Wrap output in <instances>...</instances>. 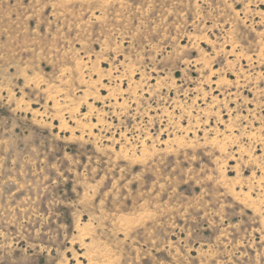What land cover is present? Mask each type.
<instances>
[{
    "label": "rangeland",
    "instance_id": "1",
    "mask_svg": "<svg viewBox=\"0 0 264 264\" xmlns=\"http://www.w3.org/2000/svg\"><path fill=\"white\" fill-rule=\"evenodd\" d=\"M0 264H264V0H0Z\"/></svg>",
    "mask_w": 264,
    "mask_h": 264
}]
</instances>
